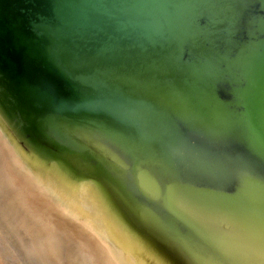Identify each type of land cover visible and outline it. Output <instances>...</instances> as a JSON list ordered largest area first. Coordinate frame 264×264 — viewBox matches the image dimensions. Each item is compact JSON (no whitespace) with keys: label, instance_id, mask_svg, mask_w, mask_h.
<instances>
[{"label":"water","instance_id":"95a60500","mask_svg":"<svg viewBox=\"0 0 264 264\" xmlns=\"http://www.w3.org/2000/svg\"><path fill=\"white\" fill-rule=\"evenodd\" d=\"M0 116L161 264H264V0H0Z\"/></svg>","mask_w":264,"mask_h":264},{"label":"bare ground","instance_id":"6f19581e","mask_svg":"<svg viewBox=\"0 0 264 264\" xmlns=\"http://www.w3.org/2000/svg\"><path fill=\"white\" fill-rule=\"evenodd\" d=\"M2 161L3 164L5 162L6 170L0 174V189L11 186L8 191L14 199L13 205H8L4 213L7 223L11 225L14 220L12 211L16 206V210L23 209L42 236V243L26 247L29 261L35 263L41 260L45 252L57 254L60 233H56L48 218L53 210L77 223L97 241L102 250L103 264H161L125 226L97 183L74 177L60 163L51 162L23 148L0 116V164ZM35 194L43 201L47 214L40 211L32 217L31 211L24 205L26 197Z\"/></svg>","mask_w":264,"mask_h":264},{"label":"rangeland","instance_id":"374dc122","mask_svg":"<svg viewBox=\"0 0 264 264\" xmlns=\"http://www.w3.org/2000/svg\"><path fill=\"white\" fill-rule=\"evenodd\" d=\"M4 169L6 170V165L5 162L3 164L2 161L0 164V174L5 173ZM10 187L8 189H10ZM8 189H0V264H86V262L87 264H92V260L94 264H103V255L102 253H100L102 252V250L100 245H97V241H95V239L92 238V236H90L87 231L85 233L84 229H82L80 226L78 227V224L74 225L71 222L63 220V218L59 216L61 214L58 213L59 215H57L54 213L53 210L50 211V215L48 216V218L52 226L54 227V230H56V233H60V246L57 250V254H50L45 252L41 260L38 259V261L35 263L29 261V258L25 252L26 247L30 244L36 245L42 243V236L40 235L39 231H37L38 228L36 227V225L33 224L32 221H30L26 214L22 211L23 209H19V211L17 208L16 210L15 205V209L12 211L14 220H12L11 225L7 223V217H4V213L8 205H13L14 200L9 192L11 189L9 191ZM39 198L40 197L35 194L34 196L29 195L25 199L26 201L24 202V205L27 206V209L29 211H31L32 217H34L33 215H35V213L39 214L40 211H43V213L46 212L45 205L42 200L40 201L41 198ZM22 213L23 216L21 215ZM45 214H47V212ZM24 217H26V219H24ZM27 228L29 229L28 231ZM82 230H84V232ZM32 234L34 235V237H36V239L33 237ZM80 252L83 255H80ZM84 257L86 258L84 259ZM87 260H90V262H88Z\"/></svg>","mask_w":264,"mask_h":264}]
</instances>
